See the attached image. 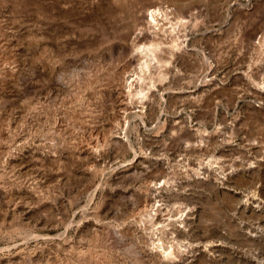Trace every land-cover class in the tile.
Wrapping results in <instances>:
<instances>
[{"label": "rangeland", "instance_id": "1", "mask_svg": "<svg viewBox=\"0 0 264 264\" xmlns=\"http://www.w3.org/2000/svg\"><path fill=\"white\" fill-rule=\"evenodd\" d=\"M0 58V264H264V0H0Z\"/></svg>", "mask_w": 264, "mask_h": 264}, {"label": "bare ground", "instance_id": "2", "mask_svg": "<svg viewBox=\"0 0 264 264\" xmlns=\"http://www.w3.org/2000/svg\"><path fill=\"white\" fill-rule=\"evenodd\" d=\"M167 21L169 22V13H168V11H163V10H160V9H155V10H151L149 12V21H148V24L151 25V26H153V28H154L153 29V33H154L155 36H158V37L159 36L167 37V35H169V37H170L171 33L170 34H166V28L163 27V23L164 22H167ZM173 33L174 32H172V34ZM171 37H172L171 40L173 41V44H174L172 48H174V49L176 47L177 48L184 47L187 44V38L185 36L172 35ZM155 47H157V45ZM156 49L157 48H153V49H149V48L148 49H146V48L144 49L143 48V49H140L139 50V52H141V54L143 55L144 60L142 61V63L139 66V74L136 73L135 74V77L133 79H131L129 82L127 81V86L126 87H127V90L128 91H127V95L126 96H129L132 88L134 87V81L144 80L145 78H147V76L149 78V76H151V74H152L151 73L152 72V69H155L157 67L158 61H157V58H156V55H155ZM2 63H3V60H1V58H0V65ZM159 74H161V73L159 72ZM144 76H146V77H144ZM259 88H260L259 89L260 92L264 91V82L262 83V85H260ZM139 92H141V91H139ZM121 96L123 98V101L125 102V97L123 95H121ZM144 96H145V94H144ZM121 105H122L123 112L128 110V105L129 104H127V103L126 104L125 103L122 104V102H121ZM123 131H124V129H123ZM121 132H122V130H121ZM4 152H5V149L0 150V153H4ZM249 166L251 167V163H250ZM197 175H198V173H197ZM140 208H141L142 216L139 219L140 220L139 223L145 229H150V231L153 234L154 233H157L158 236L160 235L159 237L156 236V239H153L152 236L150 237V240L149 241H150V249H151V251H154V252H157L158 254H160L163 259H168V260H171V261H174V262H176V260L179 261L180 258H181V255L184 253L183 251H185V249L184 250H180V248H177V247L175 248L174 245H172V244L169 245L168 243H167L168 244L167 245V244H165L163 242V238H162L163 234L166 232V230H168V227L171 226V222H170L171 220L167 221L168 223L166 222V223H164L162 225H158V226L155 227L154 222H155V219H156V215L157 214L155 212H151V209L153 208V200L150 197V195H148V194H146L143 197V200L140 202ZM183 215H184L183 213H181L179 215V219L177 220L178 222L179 221L181 223L183 222V220H184L183 219ZM113 243H109V244H111L112 247H113V246L116 245V244H113ZM134 250L137 251L136 248ZM98 260H100V258ZM105 263L103 262V264H105ZM99 264H100V262H99ZM108 264H109V262H108Z\"/></svg>", "mask_w": 264, "mask_h": 264}]
</instances>
